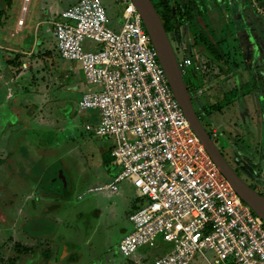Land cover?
<instances>
[{
	"label": "built area",
	"instance_id": "obj_1",
	"mask_svg": "<svg viewBox=\"0 0 264 264\" xmlns=\"http://www.w3.org/2000/svg\"><path fill=\"white\" fill-rule=\"evenodd\" d=\"M31 2L25 0L20 30ZM118 2L127 5L120 32L110 27L104 0H79L53 22L59 54L82 65L92 88L81 99V111L101 114L100 125L87 131L113 141L119 168L112 182L78 199L117 194L125 181L147 199L130 218L133 232L120 243L127 259L162 240L175 248L156 264H193L198 257L210 264H264L263 219L239 197L194 132L132 0ZM250 2L261 13L260 0ZM86 41L96 46L86 50ZM179 64L183 76L188 69L203 79L209 74V62L198 55L185 54Z\"/></svg>",
	"mask_w": 264,
	"mask_h": 264
},
{
	"label": "rangeland",
	"instance_id": "obj_2",
	"mask_svg": "<svg viewBox=\"0 0 264 264\" xmlns=\"http://www.w3.org/2000/svg\"><path fill=\"white\" fill-rule=\"evenodd\" d=\"M78 1L32 0L28 6L29 12L26 14L25 28L20 30L19 20L24 13L25 0H14L12 8L8 6L7 0H0V75L8 76L9 80L6 82L11 84H7L10 88L8 90L7 87L5 91L14 97L15 92L12 86L18 82L16 79L21 78L22 80L32 73L33 81L40 88L39 95L43 96L42 100H45L46 103V108L42 112L43 117L39 120L40 124L37 122L38 120L31 124V127L37 129L36 141L33 140L36 144L31 141L26 142L27 144L25 142L21 144V147H25L24 150L30 156L27 163L33 165V161L36 162L38 159L44 158L47 151L50 150L53 155H46V159H42L41 165L37 166L39 169L45 163L52 164L49 166L51 169L47 171L48 175L45 176L48 180L55 172L65 169L62 163H57V159L64 150L66 156L63 164L69 170L66 171L75 175L77 170L84 177L83 185L89 186L90 180H95L100 176L101 178L106 177L105 174H102L104 169L100 166V160H102V153L106 156L108 150L111 149L113 141L108 138L96 137L87 131V128L95 123L99 113L95 110L81 111V97L87 93L88 89H86L83 80L79 81L72 79V76L70 77L71 71L68 64L73 62L65 61L66 64L64 63L53 35V22L63 11L76 5ZM104 3L110 18V27L116 32H120L124 25V11L127 5L118 2V0H104ZM232 3L236 7L235 0ZM250 4L248 0H242L240 3L241 6L244 5L247 8ZM260 6L261 13L264 14V0H260ZM9 8L13 11L8 10ZM228 9L229 13L233 11L230 5ZM6 13L9 14L8 19H6ZM261 16L264 18V15ZM220 17L221 14L217 16L216 25L218 26L215 28L203 27L202 29L201 27L186 26L173 35L172 41L175 49H177L179 60H182L185 54H203L207 50L202 42L205 36L213 44L219 57L218 66H215L216 63L214 65L209 62L207 66L208 79L207 76L203 79L200 74H195L192 69H188V72L184 74V79L188 85L190 84V87L192 86L196 90L205 89L209 92L216 88L214 93L222 94L219 97H214L212 93L197 95L198 97L193 94L191 96L210 136L212 137L214 133L217 134L213 139L228 162L250 186L264 194V186H262L264 176H262L260 190L255 183L259 179L261 171L264 170V104L257 106L260 111L249 112L250 109L245 108L246 101L244 98L254 91L259 93L261 101L264 98V40L259 37L258 42L254 44L259 50V62L256 57L251 64V70H249L250 66H245V59L241 55L243 47L240 43H245L246 37L243 36L241 30H237L238 25L236 27L235 18L231 16L230 20V18L223 17L220 20ZM235 17L239 16L235 15ZM255 34L260 36V30ZM85 45L86 50H89L95 47L96 43L86 41ZM252 50L254 52L256 49L252 47ZM26 53H29L30 56ZM253 55L255 56V53ZM30 57L33 63L32 67L24 70L23 62ZM202 59L206 60V57ZM29 64L31 65V63ZM75 64H78L82 69L81 64ZM11 68L14 69L11 70ZM8 69L11 70L10 73ZM251 74L253 78L250 76ZM77 77L79 78L80 74ZM210 83L216 87L210 90ZM22 95L24 96V94ZM2 96H4V92H2ZM213 104L221 106L218 109L223 108L225 111L221 114L212 115L214 107H210V105L213 106ZM4 106L0 108V260L2 261L1 264H12V260L17 256L15 251L17 244L30 247V238L26 236L27 234H21V223L16 220L20 219L17 194H22L21 199L25 200L30 192L27 191L26 185L25 187L23 185L15 186L18 180L11 179L9 183L11 171L7 173L6 164L10 154L8 151L12 144L5 140L13 142L18 134L25 131L22 126V124L25 125V115L20 113L22 123L17 116L11 115L12 111L9 107ZM246 113L252 115L250 120L238 119L237 126H233L232 122L229 121L233 115L241 117ZM10 124L14 126L12 127ZM238 136L241 137L242 141L238 140ZM59 144L63 145V149H54L59 147ZM255 150L259 152L256 151L255 153ZM26 151H21L20 154L17 152L16 156L19 157L20 162L22 154ZM69 151H71L70 154ZM109 158L112 159L111 156ZM54 161H56L55 164H53ZM30 164L24 168L21 163L16 170L20 173L27 171L25 174L29 173L28 176L32 178L35 167ZM51 171L52 175L50 174ZM102 181L105 184L102 183L101 186L106 185L107 181L104 179ZM125 183L127 184L128 181L121 184L122 188ZM73 193L76 195L75 192ZM74 194L66 200L64 208L65 210L73 208L76 210L73 212L75 216L79 214L83 216L75 218L72 222H70L71 218L60 220L58 237L66 238L68 236L69 243L74 245L79 239V243H82L81 254L79 261L78 259L74 260L75 254L70 255L65 264H156L157 260L175 248L173 244L160 240L157 247H146L134 255L132 259L127 260L121 253L120 242L125 231L127 232L131 228L128 218L125 216V211H129L131 199L120 202L116 198L114 204L117 203L116 206L119 208L112 212L110 206L113 200L105 197V193L88 196L84 202H79L80 204L76 203ZM93 196L100 197L98 199ZM140 201L144 205L147 199ZM95 202L102 211L106 209L101 219H97L93 215L90 216V209L95 205ZM23 203L26 206L27 202ZM28 204H31L30 200ZM75 246L78 249V246ZM52 255L54 256V254ZM21 257L22 261L17 264H64V260L56 263L52 257H45L37 253L22 255ZM208 258L214 263L215 258L211 252L208 253ZM194 264L210 263L205 262L200 257Z\"/></svg>",
	"mask_w": 264,
	"mask_h": 264
},
{
	"label": "crops",
	"instance_id": "obj_3",
	"mask_svg": "<svg viewBox=\"0 0 264 264\" xmlns=\"http://www.w3.org/2000/svg\"><path fill=\"white\" fill-rule=\"evenodd\" d=\"M236 9H235V11H233L234 12L233 18H235L234 20L236 23V27L238 25L237 30H241L243 36L246 37L245 43H240L241 47H243V49H241V51L243 50L241 55L245 59V66H247V65L250 66L249 70H251L250 69L251 64H253V61H255L256 57L258 58V62H259V50L257 49V47L254 44L256 42H258L259 37L261 40H264V30H263L264 29L263 28L264 18H262V16H261L264 14L255 11L253 8L252 9L247 8L244 5L242 7L236 8ZM235 15H238L239 17H235ZM231 24H232V22H231ZM216 26H218V25H216V24L208 25L207 23L204 24V22L202 20L200 21V25H198V27H201L202 29H203V27L215 28ZM236 27H235V29H236ZM24 28H23V30H24ZM259 30L261 33L260 36L255 34ZM244 47H245V49H244ZM252 47H253V49L254 48L256 49L254 52H252L253 51ZM253 53H255V56L253 55ZM26 54L29 55V53H26ZM199 54L195 53L191 56L198 55L199 57H202V58L206 57V60H204V59L203 60L211 63L210 60L212 59V57L209 56V53L207 51H204L203 54L202 53H199ZM188 55H190V54H188ZM22 61H24V60H22ZM63 61H64V63H65V61L67 62V60H64V59H63ZM68 62L70 63V61H68ZM29 63H31V65ZM75 63H77V62H73L71 64H68V66L70 67V71H71V73H69L70 77L72 76V79H77L79 81L83 80V82L86 86V89H88V91H87V93H88L92 88L88 86L83 70L78 66V64H75ZM215 63H216V65H215ZM215 63H214V65L218 66L217 62H215ZM32 64L33 63H32L31 57L28 59L26 58L25 61L23 62V66L28 65L29 67L30 66L32 67ZM12 69H14V68H11V70ZM11 70L8 69L9 73ZM24 70H26V69H24ZM1 74H4V73H1ZM79 74H80V77L78 78L77 76ZM208 75H207V79H208ZM250 76H252V78H253L252 74ZM2 78H4V79H2ZM6 80H9L8 76L3 77L2 75H0V87H1V89H0V108L5 107L4 105H6L7 107H9L10 111H12L11 115L17 116L18 120L21 122H22V120H21V114L20 113H24V115H25L24 123H25V125H27V126H25L22 124L23 129L25 131H22V133L18 134L16 136V138L13 139V142H11V141L9 142V141L5 140L7 143L12 144L11 148H9L10 150L7 149V150H9L8 152H10V154L8 155L9 160L6 164L7 173H9L11 171L10 172L11 177L9 179V183H10L11 179H15L16 181L18 180L15 183V186L23 185V187H25V185H26L27 191L30 192L28 197H26L25 200L21 199L22 194L21 195L17 194L18 195V200H17L18 202L17 203H18V206L20 207V210H19L20 219L19 220L16 219V220L21 223V234H27L26 236L29 237L30 241H31L30 247L35 248V250L38 251V252H36L38 255H42V256L44 255L45 257L51 258L53 256L52 254H54V256L52 257L54 262L60 263L61 260H64L63 263L65 264V262L68 260V257L72 254H75L76 256L72 255L74 257V260L78 259V261H79L82 243H79V239L76 241L75 245L78 246V249H77L73 243H69V240L67 239L68 236H66V238L65 237H62V238L58 237V232H59L58 229L60 226L59 224L61 223L60 220H62V219L68 220L71 218L70 222H72L75 218L82 217L83 215L79 214V215L75 216V214L73 212L76 210H74L73 208L72 209L69 208L68 210H65L64 205H65L66 200L70 199V196L72 194H74L73 192L76 193V195L74 194L76 196V203L84 202L86 199L85 200H79L78 199V197L81 194H83L84 192H86L90 188L99 187V186H101L102 183L105 184L102 181V179L107 181L106 184H109L110 182H112L113 178L119 172V168L115 165L114 160H113V156H112L113 144H112L111 149L108 150V152L106 153V156L103 153L101 155L102 160H100V162H101L100 166L104 169L102 174H105L106 177H102V178H101V176H100V178L97 177L95 180H90L89 186L83 185L82 180H84V177L77 170H76L75 175H73L72 173L69 174L66 171L68 169L63 164L66 153L63 150L60 157L57 159V163H62L63 168H65V169H61V170L55 172L53 175H52V171H51L50 174L52 175V177L49 178L50 180L49 179L47 180L45 178V176L48 175L47 171L49 169H51V168H49V166L52 164L51 163H48V164L45 163L43 165V167H41L39 169L37 168V166L41 165L42 159H46V157H45L46 155H53V153L50 150H48L46 155L44 156V158L39 157L40 159H38L36 161L38 163L33 161L34 164L32 165L30 163H27V160L29 159L30 156H29L28 152L26 150H24L25 147H21V144L23 142H25V144H27L26 142H28V141H31V142H33V140L36 141L35 137L37 136V129L31 127V124L35 123V121H37V120H38L37 122L40 124L39 120L43 117V113H42V112H44L43 109L46 108L45 107V104H46L45 100H42L43 96L39 95L40 88L36 85V82L33 81V74L32 73H30L29 76H26V78H23L22 80H21V78L16 79V81H18V82H16V84H14L12 86L13 91L15 92V94L13 95L14 97H12L11 93H8V91L7 92L5 91V89L8 87L7 84L8 83L11 84L10 82H6ZM189 87H190V84H189ZM213 87H216V86H214L210 83V85H209L210 90ZM9 88L10 87H8V90H9ZM190 88L192 90V88H194V87L191 86ZM215 89L216 88L212 89L211 91L208 90L209 92H207V93H212L214 95V97H219L220 95H222V94H218L216 92L214 93ZM2 92H4V96L1 97ZM21 94H24V96L23 95L21 96ZM224 94H226V93H224ZM252 94H254V95H252ZM82 97H81V99H82ZM1 98H2V100H1ZM244 98L246 101V107L245 108L248 110L250 109L249 112H253V110H255V112L260 111V108H258L257 106L258 105L262 106L264 104V98L261 101V99L259 98V93L257 91L251 92V94L249 96L244 97ZM255 103H257V104H255ZM210 107H214V109H213L214 112L212 113V115H217L218 113L221 114L225 111L223 108L218 109L221 106H217L215 104H213V106L210 105ZM228 108H230V107H228ZM98 113H99L98 117L95 119V121H94L95 123H93L92 126L97 127L100 125L101 114H100V112H98ZM246 115H248V113H246L245 115H242L241 117H239V115L238 116L233 115V117L229 121L232 122L233 126H237L238 125V122H237L238 119L243 121V119L246 120V119L252 118V115H248V116H246ZM19 121H18V123H19ZM10 126L13 127L14 125L10 124ZM238 140L239 141L241 140L240 136H238ZM33 143L36 144V142H33ZM62 146L63 145L59 144V147L54 148V149H57V150L63 149ZM14 150H15V152H14ZM21 151H24V152L26 151V153L22 154L23 156L21 157V162H20L19 157L16 156V154H17V152L20 154ZM256 151L257 150H255V153H256ZM257 152H259V151H257ZM70 153H71V151H69V154ZM250 154H251V152H250ZM108 155L111 156L112 159H110ZM261 160H262V158H261ZM55 162L56 161H54L53 164H55ZM21 163H22V167H24V168H27L28 164L35 167V170L33 172L34 175L32 176V178L28 176L29 173L25 174L27 171L26 172L22 171L21 173L17 171L18 170L17 167L19 168ZM41 170H43V171H41ZM262 176H264V170L261 171L259 179L257 181H255V183L257 184L258 190H260L259 188L261 187V183H262V179H263ZM94 184H97V185H94ZM262 186H264V183L262 184ZM17 193H18V191H17ZM103 193H105V197H107L110 200H113V202H111V206H110V211H112V212H115V210H118V208H119L116 206L117 203L114 204V200L116 198H118V200L120 202L129 201L131 199L129 211L128 212L125 211V214H126L125 216L128 218V221L131 225V228L127 232L125 231L124 237L121 239V240H123L127 235L131 234L134 230V226H133L130 218L133 214L138 212V210L141 209V207L143 206L141 204V201H140L143 198L140 197L139 193L137 192V190L134 188L132 182H130V181H128L127 184L125 183L123 185V188L121 187L120 191L117 194H111L109 192H103ZM93 197L99 199L100 196H98V197L93 196ZM29 200H30L31 204H28ZM25 201L27 202L26 206L23 203ZM96 203L97 202H95V205L91 207L89 213H91L90 216L93 215L97 219H101V216L104 214V211L106 212V209L104 211H102L100 209V207H97ZM29 234H31L32 236H30ZM141 250L142 249H140L139 251H141ZM65 254H67V256H65ZM198 258H200V257H198ZM198 258L196 259V261L198 260ZM127 260H130V259H127Z\"/></svg>",
	"mask_w": 264,
	"mask_h": 264
},
{
	"label": "water",
	"instance_id": "obj_4",
	"mask_svg": "<svg viewBox=\"0 0 264 264\" xmlns=\"http://www.w3.org/2000/svg\"><path fill=\"white\" fill-rule=\"evenodd\" d=\"M132 2L142 16L144 26L151 38L153 47L158 53L159 61L165 70L174 95L194 132L239 197L264 221V196L253 189L232 167L201 122L193 103L192 93L180 68L177 52L154 2L152 0H132Z\"/></svg>",
	"mask_w": 264,
	"mask_h": 264
},
{
	"label": "trees",
	"instance_id": "obj_5",
	"mask_svg": "<svg viewBox=\"0 0 264 264\" xmlns=\"http://www.w3.org/2000/svg\"><path fill=\"white\" fill-rule=\"evenodd\" d=\"M13 1L14 0H7L8 6L10 8H12ZM152 1L154 2L157 11L162 18V21L166 27L168 34L171 37V40L175 33L179 32L182 28L186 26H193L197 28L198 25H200L201 20L204 22V24L207 23L208 25H213L217 23L216 22L218 20L217 16L219 14H221L220 20L223 17L231 19L234 14L233 11H235L234 10L235 6L232 3L233 0H152ZM248 1L250 2V0ZM241 2L242 0H235V4H236L235 8L242 7L240 5ZM229 5L232 7L233 10L230 13L228 12ZM250 6L249 8L252 9L253 7L251 4ZM10 8L8 10L13 11V9ZM8 15L6 13V19L9 18ZM202 42L204 47H206L207 49L206 51L212 57V59L210 60L211 63H213L214 61L218 62L217 60L219 57L217 56L216 51L214 50L215 48L211 43V41L208 39V37L205 36L204 39H202ZM175 50L177 52V49ZM178 51L180 52L179 48ZM214 137H215V133L212 134V138ZM261 195L264 196V194ZM143 206L141 208H143ZM29 235L32 236L31 234ZM15 247H16L15 251L17 256L12 260V264H17L20 261H22V257H21L22 255L36 254L35 248L25 247L20 243L17 244ZM1 263L2 261L0 260V264Z\"/></svg>",
	"mask_w": 264,
	"mask_h": 264
},
{
	"label": "flooded vegetation",
	"instance_id": "obj_6",
	"mask_svg": "<svg viewBox=\"0 0 264 264\" xmlns=\"http://www.w3.org/2000/svg\"><path fill=\"white\" fill-rule=\"evenodd\" d=\"M209 56L211 57V55L209 54ZM202 58V57H201ZM188 85V84H187ZM188 88H189V85H188ZM189 90H190V88H189ZM191 92V91H190ZM200 116V115H199ZM200 118H201V122L203 123V119H202V117L200 116ZM204 125V124H203ZM210 134V133H209ZM214 140V139H213ZM215 142V141H214ZM222 152V151H221ZM223 154V153H222ZM224 155V154H223ZM238 172V171H237ZM239 173V172H238ZM239 175H240V173H239ZM252 187V186H251Z\"/></svg>",
	"mask_w": 264,
	"mask_h": 264
}]
</instances>
